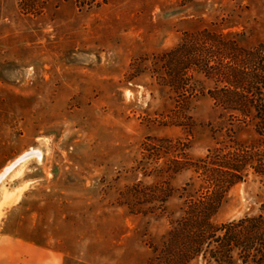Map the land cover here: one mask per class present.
<instances>
[{"label": "rangeland", "instance_id": "374dc122", "mask_svg": "<svg viewBox=\"0 0 264 264\" xmlns=\"http://www.w3.org/2000/svg\"><path fill=\"white\" fill-rule=\"evenodd\" d=\"M182 40L200 54L159 59ZM261 42L264 0H0V171L40 151L0 181V198L18 194L0 204V264H156L186 198L210 184L194 163L255 136L184 66ZM262 204L249 173L212 220Z\"/></svg>", "mask_w": 264, "mask_h": 264}, {"label": "trees", "instance_id": "16d2710c", "mask_svg": "<svg viewBox=\"0 0 264 264\" xmlns=\"http://www.w3.org/2000/svg\"><path fill=\"white\" fill-rule=\"evenodd\" d=\"M231 48H236L238 55L207 48L204 54L213 64L206 63L203 68L190 59L184 68L197 66L212 78L215 84L208 93L213 101L233 118L251 124L255 136L250 141L232 140L227 146L215 147L194 163L197 178L210 184L203 195L186 198L182 214L173 221L167 240L155 255L156 264H189L199 256L205 264H264V204L238 218L212 220L227 188L249 173L264 178V42L250 49L236 44ZM199 50L194 41L182 40L159 59L166 63L173 52L185 59L199 55Z\"/></svg>", "mask_w": 264, "mask_h": 264}, {"label": "bare ground", "instance_id": "6f19581e", "mask_svg": "<svg viewBox=\"0 0 264 264\" xmlns=\"http://www.w3.org/2000/svg\"><path fill=\"white\" fill-rule=\"evenodd\" d=\"M30 156H36L37 158L40 157V151L35 148H31L29 150H26L22 152L21 154L17 155L12 161H10L8 164H6L2 170L0 171V181L2 177L11 169H13L17 164H19L21 161L25 160L26 158ZM16 173L19 174L21 173V168L16 169ZM18 194L16 196L13 195L12 191H8L3 189L2 190V195L0 198V204L3 203H9L15 199H17Z\"/></svg>", "mask_w": 264, "mask_h": 264}, {"label": "crops", "instance_id": "0c3cea01", "mask_svg": "<svg viewBox=\"0 0 264 264\" xmlns=\"http://www.w3.org/2000/svg\"><path fill=\"white\" fill-rule=\"evenodd\" d=\"M39 263V261H37L35 264Z\"/></svg>", "mask_w": 264, "mask_h": 264}]
</instances>
